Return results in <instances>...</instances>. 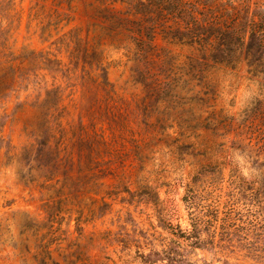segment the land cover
Returning a JSON list of instances; mask_svg holds the SVG:
<instances>
[{"label":"rangeland","instance_id":"rangeland-1","mask_svg":"<svg viewBox=\"0 0 264 264\" xmlns=\"http://www.w3.org/2000/svg\"><path fill=\"white\" fill-rule=\"evenodd\" d=\"M226 1L206 13L222 26ZM96 4L0 0V264H155L139 252L170 239L195 264H264V78L160 36L151 61Z\"/></svg>","mask_w":264,"mask_h":264},{"label":"trees","instance_id":"trees-1","mask_svg":"<svg viewBox=\"0 0 264 264\" xmlns=\"http://www.w3.org/2000/svg\"><path fill=\"white\" fill-rule=\"evenodd\" d=\"M95 14L88 17L101 16L100 23H91L102 29L114 28L118 21H128V27L138 38L143 39L149 48V60H158L156 38L160 36L169 43H178L194 47L199 53L196 59L206 61L243 60L257 69L256 74L264 78V1L260 0H227L226 6L231 14L230 22L224 26L206 16L207 9L215 0H119L123 2L124 11L115 9L117 0H96ZM57 3L61 0H56ZM98 18V17H97ZM105 19V20H104ZM106 21L104 23V21ZM103 22V24L101 23ZM215 28L219 33L210 37L206 32ZM82 27L73 25L69 29L78 31ZM222 36V41H217ZM236 41V46L231 43ZM197 45V47H195ZM190 201V196L183 195ZM189 230L180 231L186 244L190 247L200 246L205 242L199 237L196 223L200 217H190ZM212 242V239H208ZM181 242L170 239L166 247L150 248L147 252H139L146 263L155 264H195L180 253Z\"/></svg>","mask_w":264,"mask_h":264},{"label":"clouds","instance_id":"clouds-1","mask_svg":"<svg viewBox=\"0 0 264 264\" xmlns=\"http://www.w3.org/2000/svg\"><path fill=\"white\" fill-rule=\"evenodd\" d=\"M247 175V173H245Z\"/></svg>","mask_w":264,"mask_h":264}]
</instances>
